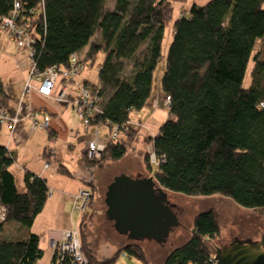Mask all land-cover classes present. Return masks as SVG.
Listing matches in <instances>:
<instances>
[{
	"label": "trees",
	"instance_id": "16d2710c",
	"mask_svg": "<svg viewBox=\"0 0 264 264\" xmlns=\"http://www.w3.org/2000/svg\"><path fill=\"white\" fill-rule=\"evenodd\" d=\"M35 39L32 61L38 72L49 66L63 71L76 54V64L93 65L100 52L98 81L83 80L97 96L99 111L90 125L110 129L127 124V132L108 140L98 161L102 167L118 161L139 138L130 113L141 109L152 93L153 72L162 58L161 40L166 25L172 37L159 80L169 97L167 119L156 135H146L155 161L145 154L147 170L157 164L154 180L165 190L187 196L220 195L241 207L264 214V54L256 50L264 39V0H208L191 4L172 19L174 3L186 0H19ZM14 0H0V20ZM98 34L95 41L91 38ZM252 61L249 82L243 84ZM83 69V68H82ZM12 97L0 80V109L13 115ZM0 122V129H1ZM20 122L16 130L19 129ZM12 151L0 141V264H37L43 255L40 235L30 228L48 196L46 179L25 170L18 185L11 165ZM57 171L72 176L63 164ZM149 176V175H148ZM152 176V175H151ZM93 195L95 180L83 178ZM88 198V199H89ZM82 208L77 226L88 264H116L124 252L153 264L137 243H128L97 259L84 236ZM220 226L212 205L194 216L188 240L173 248L161 264H212L210 242ZM50 264H56L53 251ZM62 264H70L65 259Z\"/></svg>",
	"mask_w": 264,
	"mask_h": 264
},
{
	"label": "rangeland",
	"instance_id": "374dc122",
	"mask_svg": "<svg viewBox=\"0 0 264 264\" xmlns=\"http://www.w3.org/2000/svg\"><path fill=\"white\" fill-rule=\"evenodd\" d=\"M207 1L208 0H186L182 3L181 2L174 3L172 19L179 16L180 12L182 11L181 10L182 8L188 9L193 3L202 5ZM113 3L114 0H106L105 7L111 8L113 6ZM97 37L98 34L96 33L91 38V40L95 41ZM171 37H172L171 24H168L165 26L163 30V36L161 40L162 58L153 72L152 93L148 98V102L146 101L148 104H145L141 109L133 110L130 113V123L133 126H136L139 129H141L142 133H140L139 138H137L136 141L132 143V145L130 144L124 157H122L118 161L109 162L107 165H105L106 164L105 163L102 167L92 166L90 165L91 163L84 161L89 166L94 168L93 175L95 176L96 179L93 195L90 198H89L90 196L89 188H84L87 189L89 192L88 195L89 199L87 198L86 200L87 202H89L87 207L89 208L92 206V208L89 209L93 210L91 211L92 214H90V212L88 211V214L90 215L89 217L85 216L87 226L85 227L84 230V236L88 241L90 247L93 249V253L96 259L97 257L99 259L103 256L110 255L113 251L123 247L125 244L137 243L142 247L144 256L149 261H151L153 264H161L164 261L165 257L167 256V254L173 248L184 244L188 240L192 232L194 216L202 211L207 210L212 205H215L217 208L219 226H220V234L218 238L210 242L213 251L215 246L229 244L234 238L243 239L249 237L252 238L253 240H259L262 236L264 238V214H261L255 210L247 209L239 205H236L235 203H232L231 201L226 200L217 194H212L208 196H187L179 192L165 190L166 199L172 205L176 213V220L170 225L169 229L165 233L158 231L157 233L151 234L149 236L144 234L142 237H140L141 239H132L130 238L129 235L120 232L115 226V220L109 214V208H108L109 193L115 184L122 181V179H124L125 177H137L141 173L146 175L145 177H147L148 175L153 176L154 172L157 170V164L152 163L151 170L148 171L146 167V163L143 162L142 160L145 154L149 155L148 150L152 149L151 142L148 143L144 139V134L146 133V131L144 130L142 125H144V121L151 113H156L155 121L158 122V124L156 123L158 128L161 125V123L166 120L167 109L164 101V95L159 87V80L164 71L166 54L171 41ZM102 57H103V53L100 52L97 56L96 62L93 65L83 66V69L81 70L80 73L76 75L75 79L69 80L71 81V83L67 87L68 91L72 90L74 92L75 89L78 87V84H81L84 79L96 83L98 81L97 66L101 62ZM29 63L30 61L28 58V64ZM251 66H252V61L249 60L243 82L245 86H247L249 82V72ZM8 73L13 74L11 72V69L6 71L7 75ZM28 75L29 72L27 73V77ZM10 77H12L13 80L11 82L12 95L10 91H8V93L14 99L15 97H17L14 96L15 94L18 93L17 91L21 90L22 84H19L16 81L17 78H14L15 76L13 77V75H10ZM33 80H35V78H33L32 81ZM64 80L67 79H64L62 76H58L56 80V84H59V88L64 83ZM24 90L25 89H23V91ZM154 101H156L155 104L153 103ZM17 102L18 100L16 101L15 106L17 105ZM149 103H151L152 108H149ZM71 107H72L71 102H69L66 109L70 111H74V109H72L73 107L72 108ZM63 108L65 109V107ZM156 109L157 112H155ZM5 128H6V124L2 123L1 129L5 130ZM47 129L48 128H46V130ZM38 132L44 135L46 134L45 131H37L36 133ZM103 132L107 133V129L105 131L103 129ZM30 134H31L30 136L31 138H29L30 140L28 139L27 140L28 142L25 144V145H29V147L36 145V142L32 138L33 134L32 133ZM12 138L15 139L16 137H12ZM46 142H48V140L42 143V146L43 145L45 146L47 144ZM64 145L67 148V144ZM82 145H83L82 143H80L79 146L77 145L73 154H71L72 152L69 153L68 150L65 149L66 153H64L63 151L60 152V154L58 155L59 156L58 159L60 158L61 163L68 166L72 170H76L79 167L77 165V160L79 158L78 154H82L83 160H87V161L99 160V159L90 160L89 158L86 157L84 153H80L84 148V147L81 148ZM33 162H34L33 164L34 167L35 165L42 166L44 161L41 160L40 158H36L33 160ZM45 175L47 177L50 187L56 188V186L58 185L56 184L57 178L56 177L53 178L54 174H52L48 170L45 172ZM68 180L72 182L73 179H68ZM70 184L71 183H68V185ZM71 206L72 204L70 203L69 206H67L68 209L67 211L69 214H71L70 228H76L78 232L77 226L80 221L82 210L80 211L73 210L71 209ZM85 206L86 205L84 204L83 208ZM50 215L52 214L49 212V210L45 211L41 216L35 219L30 229L34 232H37L39 231V229H42L45 220ZM39 235H41V237L44 236L43 234H39ZM78 236H79V232H78ZM40 241L43 247L45 243H43L42 239ZM47 246L48 248L47 247L43 248L44 249L43 255L40 259H38L37 264H49L50 255H51L50 249L52 248L49 246V244ZM116 264H143V263L141 260L135 257H131L128 254L122 252L117 257Z\"/></svg>",
	"mask_w": 264,
	"mask_h": 264
},
{
	"label": "crops",
	"instance_id": "0c3cea01",
	"mask_svg": "<svg viewBox=\"0 0 264 264\" xmlns=\"http://www.w3.org/2000/svg\"><path fill=\"white\" fill-rule=\"evenodd\" d=\"M256 50H261L264 54V39L258 42L255 51ZM9 69H11V72L13 74H6V71ZM28 72L29 64L27 52L23 48L17 47L15 41L10 38V36L6 32H0V80L4 85V89L10 91L11 95V82L13 80L10 75H13V77L15 76L14 78H17L16 81L19 84H22L21 90L17 91L18 93L14 95L17 97H15L14 99L12 98L13 106H15L16 101L22 96L23 102L26 104H30V106L32 107L36 118L41 119L45 114H48L50 116L49 126L47 130H40L32 127L31 119L29 117L23 116L20 121L19 129L17 130L15 139L10 136L8 124H6L5 130L0 129V141L8 148V150L12 151L15 155V161L11 165L10 169L15 174L18 185H22L23 173L25 170H27L45 178L49 186L50 191L48 199L42 211L37 215V217H39L47 210H49V212L52 214L45 220L42 229H39V231H37V233L44 235L43 237H41L40 235L39 239V246L43 249L44 247L48 248V232H57L63 229L70 228L71 214L68 213L67 206H69L70 203L72 204L71 209L75 210L73 207L74 195L78 192L79 189L88 188V185L85 183L83 178L87 180L91 175L94 177L95 184L96 179L93 175L94 168L84 162L85 160H83L82 154H78V169L72 170L65 165L72 173V176L64 175L57 171V165L63 164L61 163V159H58V155L60 154V152L63 151L64 153H66V149L69 153L72 152L71 154H73L76 146H79L80 143L83 144L81 147L83 148L90 138V129H86L83 127L78 115L76 114V112H74L75 110L70 111L66 109L68 104H58L53 97L51 98L43 96L37 91V88L40 84V78L32 77L30 80V84L33 78H35V80L32 81L31 90L29 92H24L23 89L25 83L29 78V75L27 77ZM58 88L59 84H56L55 88L52 91L53 94L57 92ZM147 102L145 104H148ZM153 103L155 104L156 101H154ZM63 107H65V109ZM149 108H152L151 103H149ZM155 112H157V109ZM155 114L156 113H151L144 121V125H142V127L146 131L144 136H154L157 134L159 128L157 127L158 122L155 121ZM37 131H45L46 134L44 135L39 132L36 133ZM139 131L140 133H142L141 129H139ZM30 133L33 134L32 138L36 142V147H29V145H25L28 142L27 140L31 138ZM46 140H48V142H46L47 144L45 146H42V143H44ZM64 144H67V148ZM80 153H83V149ZM36 158H40L44 161L42 166L35 165L33 167V160ZM108 163H106L105 165H107ZM48 170L52 174H54L53 178H57L56 184L59 187H50L45 175V172ZM145 176L146 175L141 173L137 177L130 178L138 179ZM68 179L73 180L71 182ZM68 183L71 184L68 185ZM41 239L43 243H45L43 247L41 245ZM50 252L51 260V257L53 255L52 249H50Z\"/></svg>",
	"mask_w": 264,
	"mask_h": 264
},
{
	"label": "built area",
	"instance_id": "2783aa9c",
	"mask_svg": "<svg viewBox=\"0 0 264 264\" xmlns=\"http://www.w3.org/2000/svg\"><path fill=\"white\" fill-rule=\"evenodd\" d=\"M20 10V1L14 0L10 13L7 16L2 17L0 20V32H6L10 38L15 41L17 47H21L27 52L30 61L29 78L25 83L24 92H29L31 90V78L38 77L40 78V84L37 91L41 95L53 97L58 104H68L71 102V106L78 115L83 127L90 129L91 131L90 138L83 148V153L90 160L100 159L107 141L110 139L116 140L122 137L127 131V124L124 123L122 126L114 125L109 130L107 129V133L103 132L104 127L98 124H89V116L93 114V112L99 111V106L96 103L97 96L92 94L91 88L83 83L78 84V87L74 92H69L67 89L68 85L71 83L69 80H74L76 75L80 73L83 68L76 64L77 56L75 53L71 55L70 66L63 71H59L55 66H49L43 72L37 71L35 63L31 59V56H33L32 47L35 43V39L32 33L29 32L30 23L28 22V18L23 16ZM58 76H62L67 80H64L62 86H60L57 92L53 94L52 91L56 86ZM164 101L167 107L169 97H164ZM260 105L264 106V101H262ZM23 116L31 119V125L34 128L44 130L49 126L50 116L45 114L41 119L36 118L30 104L24 103L21 96L15 106V112L13 115H8L4 110L0 109V122L8 124L11 137H16V127ZM105 130L106 129H104V131ZM148 154L149 160L151 162L155 161L152 149L148 150ZM88 195L89 192L87 189L82 188L78 190L74 195L73 201V207L75 210L80 211L83 208ZM2 211L3 208H0V219L2 218ZM48 244L57 254L56 264H62L65 259H68L70 264H88L86 255L81 248L76 228L48 232ZM212 264H214L213 258Z\"/></svg>",
	"mask_w": 264,
	"mask_h": 264
},
{
	"label": "water",
	"instance_id": "95a60500",
	"mask_svg": "<svg viewBox=\"0 0 264 264\" xmlns=\"http://www.w3.org/2000/svg\"><path fill=\"white\" fill-rule=\"evenodd\" d=\"M164 201L165 189L153 176L125 177L109 193V214L120 232L141 239L144 234L165 233L176 220ZM213 260L214 264H264V238H234L229 244L215 246Z\"/></svg>",
	"mask_w": 264,
	"mask_h": 264
},
{
	"label": "flooded vegetation",
	"instance_id": "af4514ba",
	"mask_svg": "<svg viewBox=\"0 0 264 264\" xmlns=\"http://www.w3.org/2000/svg\"><path fill=\"white\" fill-rule=\"evenodd\" d=\"M163 203H164V205L168 206L169 210H170L172 213H174V214L176 215V213H175V211H174L172 205L168 202L167 199H166V201H164Z\"/></svg>",
	"mask_w": 264,
	"mask_h": 264
},
{
	"label": "bare ground",
	"instance_id": "6f19581e",
	"mask_svg": "<svg viewBox=\"0 0 264 264\" xmlns=\"http://www.w3.org/2000/svg\"><path fill=\"white\" fill-rule=\"evenodd\" d=\"M56 236V235H55Z\"/></svg>",
	"mask_w": 264,
	"mask_h": 264
}]
</instances>
